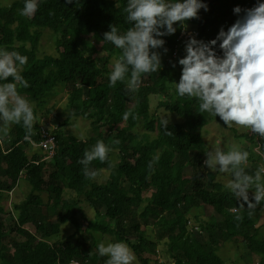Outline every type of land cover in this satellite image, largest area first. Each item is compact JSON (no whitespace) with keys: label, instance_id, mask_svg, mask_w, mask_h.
Listing matches in <instances>:
<instances>
[{"label":"trees","instance_id":"1","mask_svg":"<svg viewBox=\"0 0 264 264\" xmlns=\"http://www.w3.org/2000/svg\"><path fill=\"white\" fill-rule=\"evenodd\" d=\"M204 2L208 11L201 9L199 19L186 21L184 27L174 25L175 34L161 37L167 49V52L163 48L157 50L166 57L161 62L162 67L159 72L144 75L136 92L127 91L124 82L109 87L111 71L108 67L113 65V57L120 55V49L103 40V33L110 30L109 25H115L121 34L132 26L124 11L127 0H73V3L38 0V9L32 16L20 14L24 0H12L9 7L0 6V48L17 51L28 58L21 67V74L29 87L19 88V94L36 105L46 95L54 94L57 87H69V110L74 117L89 121L94 133L93 137L79 142L62 132H55L57 150L45 185V164H41V158L36 156L28 159L21 144L25 129L14 124L13 140L9 145L5 144L4 150L0 148L2 264H70L71 260H77L78 264H96L93 236L91 249L82 250L84 246L79 240L53 251L52 244H49L52 238L55 240L60 235L61 226L77 213L72 200L78 193L87 197L96 213L97 220L88 227V236L91 231H96L114 237L116 242L126 243L137 257L147 252L153 254L156 244L167 235L170 263L223 264L217 254L225 245L223 240L240 235V243L258 257L257 264H264V228L257 226L253 219L264 210V201L251 210V216L247 204H244V209L239 212L243 219H236L231 209L239 207L241 202L225 188V184L216 180L213 174L216 171L207 169L204 164L206 148L202 131L211 118L219 120V117L200 113L199 102L179 97L175 88L181 74L178 59L185 55L184 45L188 40L183 41L182 33L197 31V39L205 42L215 39L221 27L227 31L238 19L233 12L235 7L252 8L257 0ZM43 30L56 35V52L53 56L37 58ZM218 44L216 52L220 55ZM154 96L159 98L158 107L176 116L179 122L164 128L155 114L150 113V98ZM129 110L137 119L131 115L127 120L123 119ZM49 113L53 114L54 109ZM102 127L106 128L105 133L101 132ZM35 131L37 137H31L36 141L40 132L38 121ZM149 134H154L153 139ZM245 137L259 148L257 157L249 151L245 168L252 174L264 165V156L260 155L264 153V140L256 135L245 134ZM117 139L120 143L113 144L112 141ZM97 140H103L112 148L110 153L118 155L119 163L107 185L85 192L86 183L74 184L76 175L82 171L78 161ZM102 164L106 169L110 168L107 162ZM188 170L190 173L186 175ZM200 171H204V175ZM22 174L30 191L25 200L13 206L15 222L9 226L4 222L8 194L15 190ZM44 190L48 193L47 202L41 198ZM65 192L69 193L67 199ZM200 203L211 207L215 216L206 220L194 216L193 224H188L192 209ZM100 208L106 209L103 215L96 212ZM149 217L154 219L158 228L157 242L145 237L140 230L138 221L146 222ZM52 219H55L53 224ZM27 224L33 226L34 232L22 228ZM12 233L23 239L11 242L13 253L9 254L4 242ZM130 236H134L138 243L131 241Z\"/></svg>","mask_w":264,"mask_h":264},{"label":"clouds","instance_id":"2","mask_svg":"<svg viewBox=\"0 0 264 264\" xmlns=\"http://www.w3.org/2000/svg\"><path fill=\"white\" fill-rule=\"evenodd\" d=\"M73 3V0H65ZM38 0H24L20 11L23 16H32L38 9ZM208 11L204 0H127L124 11L132 25L120 33L115 25L103 33V40L120 49V55L113 57V68L109 74V87L117 82L126 83L129 92H136L146 74L159 72L162 67L158 49L164 48L161 37L173 35L174 25L185 26L186 21L199 19V11ZM238 19L227 31L223 27L215 39L207 42L198 40L197 35L189 36L185 42V55L178 59L181 66L179 82L175 83L179 97L195 99L199 102V112L219 117L227 128L237 126L248 129L264 140V2L252 8L233 9ZM243 12V15H240ZM190 33V32H189ZM185 34L182 33V38ZM220 55L216 52L217 43ZM28 58L17 51L0 48V135L7 136L11 125L20 124L25 129V139L35 134L38 117L28 99L19 94V88H28L29 83L20 72V67ZM175 67V65H173ZM137 119L132 111H126L123 119L129 116ZM168 119L161 123L166 128ZM113 144L120 141L114 140ZM112 148L103 140L85 150L78 162L89 179L95 178L96 171L89 165L93 161L108 162ZM264 156V153H260ZM207 169L230 175L225 188L232 193L239 207L231 211L237 220L244 204L251 216L261 201H264V165L249 174L245 166L250 153L232 145L225 151L217 147L205 153ZM152 165L149 164L151 169ZM251 191V200L249 192ZM98 254L107 257L106 264H134L133 250L124 242L99 243Z\"/></svg>","mask_w":264,"mask_h":264},{"label":"rangeland","instance_id":"3","mask_svg":"<svg viewBox=\"0 0 264 264\" xmlns=\"http://www.w3.org/2000/svg\"><path fill=\"white\" fill-rule=\"evenodd\" d=\"M12 3V0H0V6L1 7H8ZM243 14V12H242ZM197 33L195 31H191L190 33H187L185 37H183V41L187 39L189 36H196ZM57 39L56 35H54L49 30H43L42 31V39L40 46L38 48V54L37 58H42L45 55L53 56L55 55V40ZM99 48V47H98ZM161 55V62L166 58L164 55ZM113 65H109L108 70L112 71ZM22 68L20 67V72ZM69 87H65L62 89L61 86L57 87L54 94H48L46 95L41 101H39L36 105L34 103H30L33 107L35 115L38 117V124L40 123L42 126L45 125L46 130L52 131V123L57 124V128L55 132L57 133L62 132L63 135L67 136L68 138L75 139L79 142H84L88 140L89 138L94 136V133L92 132V128L90 126L89 121L81 118V117H74L72 114V111L69 110L67 106V97L69 94ZM159 98L157 97H151L150 98V113L155 114L156 118L158 120L162 119H168V125L174 124L176 122H179V119L176 116L169 115L163 111V109H160L158 107ZM54 109V113H49L50 110ZM55 115V120H54ZM101 132L105 133L106 128L102 127ZM249 133V136L252 134L248 129L240 128L237 126H233L232 128H227L226 125H224L223 121L211 118L208 124L205 126V128L202 131V137L203 141L205 143V153L208 151H212L216 149L217 147L222 148L223 150L227 151L230 149L232 145H238L240 148L250 151L254 153L257 156H259L258 152V146L254 145L252 142L246 139L245 134ZM154 134H149V138L153 139ZM12 139V135H9V138L7 141L5 139L3 142H5L6 146L10 144ZM57 147L51 148L49 152L42 151L40 163L45 164L43 169V182L45 185H47L49 181V175L51 171V163L53 162V159L56 155ZM37 151V149H34L33 147L26 146L25 147V154L28 157V159L31 158V154ZM38 152L41 153L40 150ZM118 155L114 153H109L108 162L107 165H110V168L106 169L103 164L100 161H93L89 168L91 170L96 171L97 175L93 179H89L85 176L83 172V165L82 171L76 175V179L74 180V184L77 186L79 184L83 185L82 183H86L85 185V192L92 190L93 188H102V186L107 185L112 177L113 172L115 171V165L119 163L116 159ZM83 158V156L80 158V160ZM206 159V158H205ZM118 162V163H117ZM259 163L262 162L261 159L258 160ZM116 165V166H117ZM216 171V170H213ZM190 173V170H188V175ZM202 175H204V171H200ZM216 177V180L218 182H221L223 184H226L228 180V174L220 173L219 171H216L213 173ZM30 191V186L28 182L24 179V175H20V178L18 179L17 185L15 187V190L11 192L10 195H8L10 203L9 206L13 207L15 205L20 204L23 200L26 199ZM149 192V191H148ZM146 192V193H148ZM65 199L69 197V193L65 192ZM148 195V194H146ZM249 195L251 194V191L249 192ZM75 195L72 196L74 198ZM41 198L44 200V202H47L48 199V193L44 190V193L41 194ZM73 205L75 206V209L77 210V213L63 226H61V232L60 235L53 240L49 241V244H52V251L55 249H60L62 246L68 242H74V241H81L80 244H83V249L89 248L91 249L92 243L91 236L95 238L96 241V247L93 249V252L96 254V258L98 259V262L96 264H104L107 260V257H101L98 254L97 246L99 243L103 242L105 244L107 243H114L116 242V239L111 236H104L100 235L96 231H91L90 236L86 233L93 224L97 220L96 213L94 209L89 205L87 197L85 195H78L72 200ZM50 208H48L49 210ZM106 211L105 208H100L98 211H96L98 214H104ZM44 214V211H42ZM199 217L202 220H206L208 217L215 216L214 211L211 207L207 205H202L200 203L197 207L192 209L191 216H190V225L193 224V217ZM254 221L257 223V226H262L264 228V210L261 211L259 214H256L253 216ZM4 222L5 224H8L11 226L13 222H15V215L12 214V216L8 213H4ZM140 224V230L143 232L145 237L148 239L153 240V242H157L156 233L158 231V228L155 227V221L152 217L147 218L146 222L139 220ZM55 223V219L51 220V224ZM197 224V223H196ZM113 226V224H111ZM24 230H26L29 233L34 232V228L31 224H27L24 227H22ZM196 232V230H194ZM263 232V238H264V229H262ZM131 241L135 242V244L138 243V240L134 236L129 237ZM23 238H19L17 235L12 233L9 237L5 239L4 246L8 249L9 254L13 253L11 242L21 240ZM240 240H242V237L240 235H237L233 238L224 239V246L223 248L217 253L218 256L223 261V264H257L258 263V257L251 253L249 250L247 251L246 248L243 246L242 243H240ZM167 243L168 238L167 235L155 246V250L153 254L149 255V253L142 254L141 257H136V260L134 264H157L156 258L160 257L163 258V261L165 264H172L170 263V260L168 258V252H167ZM72 261V260H71ZM70 261V262H71ZM77 261V260H73ZM144 261V263H142ZM0 264H2L0 262Z\"/></svg>","mask_w":264,"mask_h":264},{"label":"built area","instance_id":"4","mask_svg":"<svg viewBox=\"0 0 264 264\" xmlns=\"http://www.w3.org/2000/svg\"><path fill=\"white\" fill-rule=\"evenodd\" d=\"M174 56L175 54L173 55V57ZM52 128H53L52 131H48L46 130L45 127H41L39 132V141L36 144H34L30 139L27 140L25 139V141L41 151L49 152L51 148H54L55 146L57 147L56 136H55V130L57 128V125L54 124ZM247 134L249 133L247 132ZM250 136H254V134H251ZM0 145H2L1 141H0ZM188 224H190V222H188ZM156 262L157 264H163L164 261L162 258L157 257ZM70 264H78V262L72 260Z\"/></svg>","mask_w":264,"mask_h":264},{"label":"crops","instance_id":"5","mask_svg":"<svg viewBox=\"0 0 264 264\" xmlns=\"http://www.w3.org/2000/svg\"><path fill=\"white\" fill-rule=\"evenodd\" d=\"M9 7V6H8ZM0 124H2V122H0ZM53 125H54V123H52ZM52 125V126H53ZM13 126H14V124L13 125H11V128H10V131H9V133H8V135L7 136H2V135H0V141H1V144L2 145H0V148H1V150H4V148H5V142H3V140L5 139V141H7L8 140V138H9V135L11 134L12 135V139L11 140H13V136H14V132H13ZM38 127H45V125L44 126H42L40 123L38 124ZM34 136L35 137H37V132L35 131V134H34ZM30 140L34 143V144H36L38 141H39V139L38 140H34L32 137L30 138ZM24 147H26V146H30V147H33L31 144H29L28 142H26L25 141V139L23 140V143H21ZM34 149H37V151H34L31 155L32 156H36L37 158H41V154H42V151H41V153L40 152H38V148H36V147H33ZM32 156H31V158H32ZM14 191V190H13ZM11 193H9L8 195H10ZM9 203H10V200H9V197H8V200H7V204H6V211L12 216V214H14V211H13V207H10L9 206ZM15 215V214H14ZM56 264H58V262L56 263Z\"/></svg>","mask_w":264,"mask_h":264}]
</instances>
